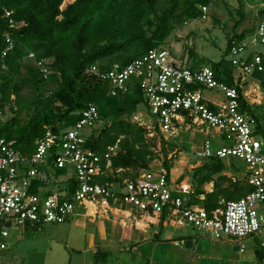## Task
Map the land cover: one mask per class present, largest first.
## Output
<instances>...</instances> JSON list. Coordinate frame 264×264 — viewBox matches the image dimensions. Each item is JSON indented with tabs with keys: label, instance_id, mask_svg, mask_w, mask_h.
I'll list each match as a JSON object with an SVG mask.
<instances>
[{
	"label": "built area",
	"instance_id": "1",
	"mask_svg": "<svg viewBox=\"0 0 264 264\" xmlns=\"http://www.w3.org/2000/svg\"><path fill=\"white\" fill-rule=\"evenodd\" d=\"M214 1L200 6L202 16L197 19H208ZM248 8L253 14L251 30L243 38L234 39L228 49L229 61L235 68L231 77L236 85L227 83L228 76H220L210 65H185L165 41L126 65L115 62L111 68L102 69L94 63L90 71L112 84V96L126 92L131 84L140 86L144 100L130 115V121L145 128L146 136L153 142L158 138V153L163 152V146L176 142L182 128L189 130L195 124L215 130L218 146L204 141L194 148V157L209 160L236 156L245 160L248 172L243 179L252 186L250 192L209 210L195 200L204 199L205 195L196 193L191 179H171L164 160L171 159L172 154L168 158L161 155V162L150 163L134 178L121 177L123 169L112 167V156L120 150L119 140L105 151L87 145L99 122H103L97 105L90 104L74 125L59 131L48 129L37 139L31 153H22L14 141L0 134V250L8 246L6 238L11 227L40 228L47 223H65L74 216L77 205L88 204L104 211L132 208L143 214L165 216L218 239L229 235L236 238L241 253L247 248L245 237L264 236V126L242 109V99L252 105V95L261 92L256 74L264 71L263 56L260 51H246L250 44H264V0H253ZM5 14L10 17L12 13L5 10ZM10 24L18 25L12 18ZM5 41L1 59L14 48L9 33L5 34ZM25 61L49 78L51 59L38 58L28 50ZM1 68L7 67L3 63ZM205 90L221 92L226 102L206 98ZM7 117V111L0 106V121ZM199 162L191 167L196 168Z\"/></svg>",
	"mask_w": 264,
	"mask_h": 264
},
{
	"label": "trees",
	"instance_id": "2",
	"mask_svg": "<svg viewBox=\"0 0 264 264\" xmlns=\"http://www.w3.org/2000/svg\"><path fill=\"white\" fill-rule=\"evenodd\" d=\"M162 1L166 3L162 5ZM62 3L63 0H0V52L6 46L5 34L14 39V48L0 58V106L12 114L0 121V134L28 154L35 150L37 139L48 129L59 131L74 125L81 112L95 104L106 123L99 131L94 130L87 145L105 151L119 140L120 150L112 156V167L123 169L121 177L134 178L156 157L155 142L146 136L147 130L130 121V115L144 100L143 92L134 83L126 92L112 96V84L92 73L90 66L99 63L102 69H109L115 62L126 65L143 56L185 21L202 16L200 6L209 4L210 0H74L61 9ZM238 3L240 18L228 36L224 55L234 39L243 38L251 30L237 31L250 5L246 0ZM5 10L11 11L10 17ZM10 18L18 25L11 26ZM28 50L34 51L38 58L51 59L49 78L25 61ZM261 54L264 63V52ZM223 62H214L212 66L220 76L224 72V76L228 74L221 72ZM3 63L6 69L1 68ZM263 73L256 74L262 83ZM231 74L232 70L226 81L236 85ZM240 81L241 78L237 80ZM25 89L32 92L31 100L21 95ZM242 109L258 119L245 99ZM24 110L31 112L26 120L20 116ZM163 149L166 153L167 147ZM164 164L172 177L170 161L165 159ZM223 170L224 162L218 157L196 168L197 174L206 171L200 185L213 182L212 191L196 189L205 198L195 200L209 210L220 205L221 197L226 201L238 199L253 189L245 179L232 180ZM188 172L184 171L176 180L189 178ZM226 182L229 183L225 185Z\"/></svg>",
	"mask_w": 264,
	"mask_h": 264
},
{
	"label": "rangeland",
	"instance_id": "3",
	"mask_svg": "<svg viewBox=\"0 0 264 264\" xmlns=\"http://www.w3.org/2000/svg\"><path fill=\"white\" fill-rule=\"evenodd\" d=\"M74 0H63L61 8H65L68 4ZM253 0H246L247 3H251ZM166 2L162 1L164 5ZM238 0H215L208 11V19L203 20H187L186 25H180L177 27L170 36L165 40L166 44L171 46L174 54L181 58L185 65L200 67L203 65L213 66L214 62H220L224 60L221 65V72L229 74V71L235 70L229 61L228 53L224 55L228 36L233 32V26L240 16L237 12ZM246 18L238 26L237 31L241 32L245 29H250L252 24V11L250 8H246ZM256 51L264 52V44L260 42L250 44L246 53L252 54ZM108 60H110L108 58ZM225 73V72H224ZM223 73V75H224ZM226 74L225 76H228ZM264 78V73L261 76ZM259 79V78H258ZM253 82L257 80L252 79ZM261 92L256 95H252L255 102L252 103V108L255 111L260 123L264 126V83L260 81ZM21 95L25 100H31L32 92L25 89L21 92ZM203 95L217 103L226 102V97L219 91L205 90ZM262 101L260 104L257 102ZM8 116L12 114L7 112ZM31 115V112L24 110L21 113V118L26 120ZM106 123V120L99 122V129ZM184 126V125H183ZM97 131V134H98ZM204 141H212L214 146H218L217 138L215 136V130L208 128L205 125H193L191 129L184 130L182 128L181 135L177 138L176 142L169 144L167 152L158 153L156 151L158 138H156L155 146L153 150L156 157L152 162H161L162 156L165 158L172 154L170 161L172 167V180H176L180 174L189 170V178L191 176V182L195 189H204L210 191L213 188L212 181L206 182L203 185L199 184V180L202 175L206 174V171H202L197 174L196 168L202 166L207 160L195 158L194 148L200 145ZM201 160V163L196 167H191L192 164ZM224 162L223 173L229 176L232 180L243 179L248 172V164L245 160L236 156H227L222 159ZM140 171V170H139ZM229 182H226L228 184ZM232 200V199H230ZM226 201L224 197L220 198L219 204ZM228 201V200H227ZM82 209V208H81ZM76 209L80 214L76 217L79 224L84 222H90L91 216L84 215V210ZM132 209V208H128ZM133 213V211H132ZM124 219L134 220V217H138L137 214L132 215L131 218ZM99 219H102L99 217ZM168 221V220H167ZM162 223L155 225L149 230L148 237L153 244L149 243L144 251H148L151 259L138 256L130 245L128 250H123L118 244L115 247H111L108 253L98 252L96 257L95 250L88 252H80V247L84 245L79 241L87 233H95L97 241H99V230L97 226L93 227H74L72 233L67 237H74L78 241L68 243V247H65V240L63 245H60L63 254L49 259L44 253H40L31 248L34 240L46 236H54L52 227H58L56 229V236L63 237L68 232L65 228L68 223H47L42 229H30V228H16L11 227L10 236L6 238L8 244L6 249L0 250V264H259L257 253L264 252V248L261 247V242L264 241V236L254 235L244 238V242L247 245L246 250L241 253L234 249L236 245V238L223 235L222 238H214L210 236V233L205 230H199L191 224L175 225L174 222ZM85 231V234L83 233ZM158 234V238H156ZM78 236V238H77ZM61 239V240H62ZM192 240L193 246L187 247L185 240ZM178 241L181 246H175L172 242ZM158 243L160 245L158 246ZM72 247V248H71ZM15 254V257L13 255ZM7 261V263H6ZM148 262V263H147Z\"/></svg>",
	"mask_w": 264,
	"mask_h": 264
},
{
	"label": "crops",
	"instance_id": "4",
	"mask_svg": "<svg viewBox=\"0 0 264 264\" xmlns=\"http://www.w3.org/2000/svg\"><path fill=\"white\" fill-rule=\"evenodd\" d=\"M77 208L79 210L82 208L81 210H84V213H83L84 215L91 216L90 222H87V223L84 222L82 223V225L79 224L76 217L80 213L76 211L74 216L71 219H69L67 222H65L69 224L65 228V231L68 232L67 234L63 236V237H66L65 239L64 238L62 239L61 237L55 235L56 229H58L57 226L52 227L54 236H46L45 234H43L42 237H39L37 240L33 241L31 248L42 254L44 253L46 256H48L49 259H54L55 257L63 254L60 245H63L64 240H65L66 248L68 247L67 242H70V240H72V242L78 243V241L75 240L74 237H70V236L67 237L68 235L72 233L71 231L73 230L74 227L80 226L83 229H85V227L94 228L95 226H97L99 230V241H97L95 233L85 234V231H83L85 235L79 241L83 242L84 245L80 247V250H81L80 252L83 253V252H88L90 250L96 251L97 249V252L95 253V257H96L98 252H103L105 254L108 252H111L110 248L115 247L117 244L123 250H128V247L130 245L131 249L134 250L138 256L151 259V256L153 255L150 254L148 251H144V248H146V246H148L149 243L153 244L151 239H149L148 237L149 230L155 227V225H158V224L160 225L161 222L165 223L168 220L165 218L164 220H162V218L157 215L143 214L134 209H113L110 211H104L101 209H97L96 206L89 205V204L86 207L83 205H77L76 209ZM134 214L138 215V217H134V220H128V219H124L123 217H121L124 215L126 218H131L132 215ZM99 217L102 219H99ZM174 224L176 225V223ZM45 225H43L40 228H33L30 226L27 228L34 229V230L42 229L44 231ZM156 238H158V234H156ZM188 240H185V243ZM172 243L175 246H181V243L178 241L174 240V242ZM193 244L194 243L192 241V246ZM159 245L160 243H158V246ZM256 255L259 260V264H264V253L261 256H259L258 254ZM13 257H15V254L13 255ZM154 261L155 259L153 260V264H155ZM8 264H12V262Z\"/></svg>",
	"mask_w": 264,
	"mask_h": 264
},
{
	"label": "water",
	"instance_id": "5",
	"mask_svg": "<svg viewBox=\"0 0 264 264\" xmlns=\"http://www.w3.org/2000/svg\"><path fill=\"white\" fill-rule=\"evenodd\" d=\"M185 244H186L187 247H191L192 246V241L191 240H188V241H186ZM234 249L237 250L238 249V246H235Z\"/></svg>",
	"mask_w": 264,
	"mask_h": 264
}]
</instances>
